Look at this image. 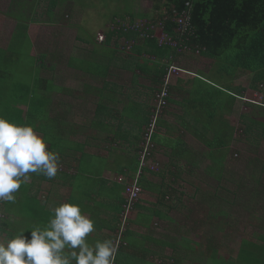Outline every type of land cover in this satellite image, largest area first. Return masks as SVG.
Instances as JSON below:
<instances>
[{"label":"crops","instance_id":"obj_1","mask_svg":"<svg viewBox=\"0 0 264 264\" xmlns=\"http://www.w3.org/2000/svg\"><path fill=\"white\" fill-rule=\"evenodd\" d=\"M36 2L35 16L22 22L28 24L26 33L18 30L22 35L18 43L24 46L18 47L16 43V48L20 51L28 46V39L32 43L33 28H51L50 39L40 51H35L33 41L29 51L33 63L24 69L30 72L28 84L35 90L29 96L33 101V111L28 113L29 124L47 140L49 150L59 154L61 166L52 179L29 173V181L22 183L14 193L15 201L4 202L0 209V239L11 238L22 228L30 239L32 226L46 225L55 207L73 202L95 221V230L87 237L89 243L105 239L115 242L126 189L138 171L141 140L153 113L156 91L163 85L170 65L185 68L186 64L185 69L199 76L185 72L172 76L169 104L155 136V155L162 169L159 173L145 175L141 199L125 235L127 244L118 251L116 263L175 264L178 252L186 251L179 249V244L203 242V233L199 239L190 236L195 228L207 229L213 220L221 221L215 216L216 212L237 213L238 207L242 208L245 188V171L232 163L229 157L232 150L222 149L219 153L222 174L217 170L206 172L215 163L212 158H202L198 164L191 159L198 148V157L208 153V147L191 131L195 88L199 80H204L223 89L222 97L227 106L221 108L220 115L224 116L220 120L229 121L236 131L244 127L243 131L254 133L264 130L259 122L261 113L264 114V80L261 81L258 73L241 71L232 79L225 73L217 85L200 74L213 71L214 59L209 58L210 64L199 69L182 59L196 54L174 58L171 50H178L160 46L156 37L142 38L138 33L111 29L117 18L155 21L151 13L141 12L136 16L115 10L112 16L100 22L92 16L93 9L83 8L84 3L79 0ZM15 4V0H7L6 9H0V15L15 21L9 43L0 45L4 50L12 47L19 29L20 19L11 11ZM98 32L106 34L105 42L98 41ZM167 32L179 37L176 27L173 33ZM129 41L133 44L130 51L125 49ZM152 41L161 49L150 45ZM37 71L40 76L35 75ZM230 96L234 97V102L229 109ZM20 107L30 110L26 104ZM243 110L247 112L241 113ZM222 151L227 154L224 156ZM257 166L249 175L252 184L260 180ZM200 171L205 177L197 180L196 176H202ZM222 179L231 180L235 190L229 191L227 185L221 183ZM198 194L202 197L199 202L196 201ZM217 197L219 204H216ZM198 212L203 214L197 215ZM189 224H192L191 230L186 228ZM176 247L179 250L176 251Z\"/></svg>","mask_w":264,"mask_h":264},{"label":"trees","instance_id":"obj_2","mask_svg":"<svg viewBox=\"0 0 264 264\" xmlns=\"http://www.w3.org/2000/svg\"><path fill=\"white\" fill-rule=\"evenodd\" d=\"M187 3H190L189 7ZM163 7L167 9L165 12L161 11ZM187 7L192 16L194 28V35L190 37L189 42L195 46H199L203 54L214 59L216 62L215 66L212 67L213 71H201L200 74L202 76L212 80L217 85H219V80L225 73L232 79L241 71L258 73L261 81L264 80V0H166L164 3H156L155 8L160 12L154 13L152 17L153 20L158 21L164 20L167 16L168 18L164 20L166 29L170 33H173L176 23L169 18L170 13H172L173 8L182 11ZM22 22H27V19H20L18 25L19 29L17 30L21 29L26 33L28 24ZM178 38L180 39V34ZM150 45L157 46V43L152 41ZM171 51L174 53V58L183 55L174 49ZM15 60H23L21 51H12V47L7 50L0 48L1 80H5L6 82L7 78L10 79L14 68H12V64ZM183 66L186 68L188 65L184 64ZM22 70L24 74L26 71V74L31 76L30 72L26 69ZM220 72L222 73L220 74ZM35 75L40 76L39 71L35 72ZM199 82L200 84L197 85L194 91L195 99L193 107L195 116L193 115L194 123L192 124L191 131L198 140L210 147L211 157L215 158L219 157V153L222 149H227L228 152L233 149V147L231 149L230 146L233 141L235 142L236 128L225 119L220 121L221 117L224 116L220 115V110L227 106L222 97L225 91L204 80H199ZM21 84L23 85L17 89L10 84L7 86L0 83V90L1 87L4 90H10V96L12 97L11 102L6 105V109H4L2 113L6 116L7 120L18 125L29 124L28 113L33 111V101L29 100V96L35 91L28 83L25 84L21 82ZM230 87L231 86L228 85V88ZM233 99L234 97L230 96V100L227 101L229 109L230 105H232L231 102H234ZM25 104L29 106L30 110L26 111L20 107ZM260 119L261 121L259 122L264 129V114L262 115L261 113ZM157 131L158 129L156 133ZM247 133L249 136L253 134L252 132ZM256 133L260 134V139H264V130ZM154 140L156 145L155 155L157 149L156 137ZM142 141L143 137L139 151L142 148ZM215 150H218L217 153H215ZM249 161H251L250 163L253 165H258L257 167H259V172L261 173V176L258 177L260 180L258 179L256 184H250V186L255 188L258 193L264 195V182L262 181L264 177V167L262 164H257L258 159H250ZM161 169L158 172L147 170L143 172L139 184L143 186V180L147 172L159 173ZM247 185L248 184L245 182V187H247ZM244 196L241 209L252 211L254 206L253 200L245 199ZM140 199L136 202L135 208ZM236 201L237 199H234L233 202L236 203ZM4 202L5 201L0 202V209L4 205ZM259 207L262 213L260 218L261 224L253 230L254 234L250 237H241L238 239L236 236L231 238V235H234L232 231L234 225L228 221L234 216V211H228L226 213L216 212L215 216L221 220L218 221L219 225L217 226L211 223L207 227V230L203 233V242H198L196 245L187 244L186 247H183L186 244L182 245V247L178 246L179 249H185L186 253L180 250L178 252L180 255L177 257L175 264H210L207 261L209 258L213 260V264H264V201H262ZM224 217L226 219H224ZM126 232L123 241L125 240ZM220 234L223 236L220 237ZM231 242H233V245L229 247V254H223V252H221L222 249L228 247ZM234 245L237 247L236 256H233L234 250L232 248ZM201 246L204 248L203 250H200ZM123 247L126 246L123 245ZM178 248H175L176 251L179 250ZM184 255H186V257ZM164 264L167 263L165 262Z\"/></svg>","mask_w":264,"mask_h":264},{"label":"clouds","instance_id":"obj_3","mask_svg":"<svg viewBox=\"0 0 264 264\" xmlns=\"http://www.w3.org/2000/svg\"><path fill=\"white\" fill-rule=\"evenodd\" d=\"M57 152L30 124L18 125L0 116V201H15L29 173L52 179L60 168ZM44 226H32L31 238L22 228L0 239V264H115L117 244L112 239L89 243L95 221L79 204L64 202L53 209Z\"/></svg>","mask_w":264,"mask_h":264},{"label":"rangeland","instance_id":"obj_4","mask_svg":"<svg viewBox=\"0 0 264 264\" xmlns=\"http://www.w3.org/2000/svg\"><path fill=\"white\" fill-rule=\"evenodd\" d=\"M26 0H15V2H17V4H15L14 6L12 5L11 11L13 12L12 14L18 18V19H26V18H30L34 15L35 16V9L37 7V2L36 0H32L31 2H28L27 4L25 3ZM166 0H79V2L84 3V5L81 4V6L83 8H85L87 6V9L92 10L93 9V15L97 20H99L100 22H103L104 20H107L109 18V16H112L116 11L117 12H122V11H128L129 13H132L133 15L136 16H140V14H142L141 12L144 13H157L160 12L159 10H156V3H164ZM2 2V3H1ZM6 4H7V0H0V9L3 8L4 10L6 9ZM91 5V6H89ZM116 10V11H115ZM167 9L165 7H163V9L161 11H166ZM87 14H91V11H87ZM90 18V16H89ZM117 19H121L123 21H129V19H122V18H117ZM116 19V20H117ZM140 20V19H138ZM15 26V21H13L10 17L6 16H2L0 15V45L2 46H7V43H9L10 37H11V31L13 29V27ZM32 37H33V41H35V46H36V50L35 51H40V48L42 49V47L44 48L45 45L47 44V40L48 38L50 39L51 36V28H37V29H32ZM19 31L17 30V35L14 36L13 42H12V51H16L18 48H16V43L18 45V47H22L24 46V43L19 44L18 41L21 40L22 35L18 34ZM99 33V32H98ZM32 41V43H33ZM26 43H28V46H25L23 49H20L21 54L23 56V60L22 61H16L12 64V68H13V73L10 76V79L7 78L6 82L5 80H1L0 79V83H2L3 85H7L10 84L14 87H16L17 89L23 85L21 84V82L23 83H28L30 82V75L25 74L22 72L29 63H33L31 61V59H29V51L32 47V43L30 42V40L28 39L26 41ZM44 56V53L42 54V58ZM38 58V57H37ZM45 59V57L43 58ZM183 60L187 59L189 60V62L191 64H194L195 67H198L199 69H202L204 66H207L210 64V60L208 56H205V54H198L196 56H188L185 58H182ZM28 71V70H27ZM29 72V71H28ZM188 76V75H187ZM230 79V78H229ZM215 80V79H213ZM216 81V80H215ZM11 91H7L4 90L1 87L0 90V116H3L4 118H6V116H4V114L2 113L4 109H6V105L11 102L12 97L10 96ZM258 99L262 100L261 96L258 95L257 96ZM238 107V106H237ZM243 109V108H241ZM245 113L247 111H242L241 113ZM195 116V115H194ZM7 119V118H6ZM239 119V118H237ZM236 119V120H237ZM221 121V120H220ZM160 123V120H159ZM243 127V126H242ZM158 129V126H157ZM244 129V127H243ZM243 129H238L235 133L236 139L235 142L233 141L231 147H233L232 152H230V158L231 161L233 160V164L236 167H241L243 168V171H245V182L248 184L249 187H245L244 188V198L245 199H251L254 202V206L251 210H242L240 209V207H238V211L237 213H234L235 215L233 217H231L228 221H230V223H233V234L231 235V238H234L235 236L238 238L241 237H250L252 234H254V231L256 229V227L261 224V209L259 207V205L261 206L262 201H264V195H262V193H258V191H256L255 188L251 187L250 184V174L252 173V171L254 170V168L256 167V165L251 164L249 161L250 159H258L257 164H262L264 167V139H260V134L256 133V134H249L246 131H243ZM156 136V133H155ZM259 137V138H258ZM201 143V142H200ZM203 147L202 144H199ZM208 147V153H203L200 154V157L197 156L199 151V148L197 149L196 154L191 155V159H193L195 164H198L202 158H205V160H208L209 158H212L214 160V165H212L211 169L214 170H207L206 172L210 173V171L214 172L217 170V173L222 174V167L223 165L221 164L220 158L222 157V155L220 157H211V151H210V147ZM218 150H215V153H217ZM224 156L227 154V151L223 152ZM192 154V153H191ZM181 158H183V156H181ZM208 158V159H207ZM193 163V165L195 166V164ZM238 165V166H237ZM197 166V165H196ZM250 166V167H249ZM253 169V170H252ZM202 176H196L197 180H201V177H205V175L202 173L203 171H200ZM225 173V172H224ZM262 181L264 182V177L262 179ZM195 183L200 184V182L195 181ZM214 184H218L215 181H213ZM221 183L224 185V183L227 185V188L229 191H234L235 187L233 186V182L231 180L227 179V182L224 181V179L221 180ZM255 184V183H253ZM252 184V185H253ZM213 185V184H212ZM215 186V185H213ZM218 187V186H216ZM215 187V188H216ZM207 188V186H206ZM258 188V187H257ZM201 189V188H200ZM202 191V189L200 190V192ZM143 192V191H142ZM199 192V193H200ZM142 195V193H141ZM140 195V196H141ZM199 195V194H198ZM254 196V197H253ZM233 198V196H231ZM203 198H205L203 196ZM202 199V197L197 196L196 201L199 202V200ZM216 204L221 203L219 197H217L216 199ZM197 203V202H196ZM228 207H230L231 205H227ZM235 209V208H234ZM135 211V209L133 210V212ZM233 212V211H232ZM203 214V212H198L196 213L197 215ZM240 213V214H238ZM133 215V213H132ZM199 223V221L196 222V224ZM212 224H216L217 226L219 225L218 222H215V220L212 221ZM192 226V224H189L188 227L186 226V228H189V230H191L192 228H190ZM183 230V229H182ZM207 229H194V232H191L190 236L191 237H197L199 239V235L200 233H205ZM221 233V232H220ZM202 235V234H201ZM223 235L220 234V237H222ZM224 238V237H223ZM182 242H184L183 239H181ZM184 243L179 244L181 247ZM187 242H186V246H187ZM196 245V244H195ZM233 245V242H231L228 247H225L224 249H222L221 252H223V254H229L228 250L229 247H231ZM200 249V247H199ZM204 248L201 246L200 250H203ZM234 250L233 252V256L237 255V247L236 245L233 246L232 248ZM208 263L213 264V260L211 258H209V260L207 259ZM217 262V261H216Z\"/></svg>","mask_w":264,"mask_h":264},{"label":"built area","instance_id":"obj_5","mask_svg":"<svg viewBox=\"0 0 264 264\" xmlns=\"http://www.w3.org/2000/svg\"><path fill=\"white\" fill-rule=\"evenodd\" d=\"M187 6L189 7L190 3H187ZM188 7L182 11H178L173 8L172 13H170L169 16V18L176 23V31L180 34V39L165 31L164 20L168 18L167 16L164 20L160 21H152L149 19L123 21L121 19H117L111 26V29L116 32L122 31L126 33H138L142 38L156 37L160 46L174 47L182 54L198 55L202 53V49L189 42L190 37L194 35V28L192 24V16ZM97 39L99 42H105L107 40V36L104 32H99ZM132 46L133 44L129 41L125 49L130 51L132 50ZM180 72L199 76L193 71L172 64L168 68L163 85L156 91L153 113L143 133L142 148L139 152V168L134 180L126 189V200L124 203V210L121 214L122 221L117 231V237L115 240V243L118 246L117 253L123 245L127 244L123 241V237L129 226L136 202L140 199V195L143 191L142 186L139 184L142 173L146 170L158 172L162 168L160 161L154 155L156 147L154 140L155 133L158 126V120L169 104L171 95L169 87L172 82V76L174 73L179 74Z\"/></svg>","mask_w":264,"mask_h":264}]
</instances>
